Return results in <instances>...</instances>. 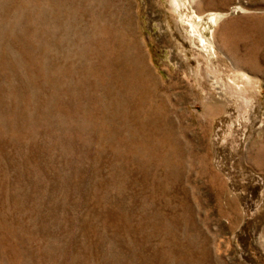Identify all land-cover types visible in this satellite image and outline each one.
<instances>
[{
	"label": "rangeland",
	"instance_id": "rangeland-1",
	"mask_svg": "<svg viewBox=\"0 0 264 264\" xmlns=\"http://www.w3.org/2000/svg\"><path fill=\"white\" fill-rule=\"evenodd\" d=\"M180 9L212 76L169 0H0V264H264V0Z\"/></svg>",
	"mask_w": 264,
	"mask_h": 264
},
{
	"label": "bare ground",
	"instance_id": "bare-ground-1",
	"mask_svg": "<svg viewBox=\"0 0 264 264\" xmlns=\"http://www.w3.org/2000/svg\"><path fill=\"white\" fill-rule=\"evenodd\" d=\"M169 2H170L171 7L173 8V10L177 11V13L180 15L181 22L186 25L188 38L190 40V43L192 42L193 39L195 40V42H197L196 45L198 47L199 54L204 59V61H203V64H204L203 72L205 73V75L213 74L215 69H214L213 65L212 66L210 65V63H211L210 57L212 56V54H214V50H213L212 45H211V40L208 37L204 36V33H202V31L197 26V24H198V22H197L198 18L197 17H199L198 14L194 13V15H192V14L186 13V11H185V13L182 12V10L180 9V6L185 5V0H169ZM183 16H184V18H183ZM210 19L214 20V15H211ZM214 74H215V72H214ZM212 83L214 85H216L217 87H218V85H220V86L223 85L222 82L217 80L216 78H214ZM231 87H232V90L235 91V94H236V91L239 88L238 89L236 88V90H234V88L236 87L234 84ZM238 92H239V90H238Z\"/></svg>",
	"mask_w": 264,
	"mask_h": 264
}]
</instances>
